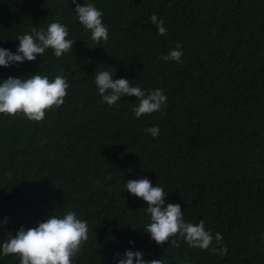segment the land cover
Segmentation results:
<instances>
[{
	"label": "trees",
	"instance_id": "16d2710c",
	"mask_svg": "<svg viewBox=\"0 0 264 264\" xmlns=\"http://www.w3.org/2000/svg\"><path fill=\"white\" fill-rule=\"evenodd\" d=\"M77 3L102 11L106 43L91 41L71 0H0V48L15 53L18 36L53 22L76 41L62 58L48 49L0 67V82L38 73L69 84L64 104L41 122L0 115V244L71 210L88 225L73 264H118L127 250L163 264H264V0ZM178 42L182 62L161 59ZM100 71L146 92L163 89L162 112L136 118L135 97L101 103ZM140 178L163 187L164 206L179 204L186 223L203 219L213 237L221 233L227 255L179 236V246L151 240L147 204L125 188ZM0 264L19 259L0 255Z\"/></svg>",
	"mask_w": 264,
	"mask_h": 264
},
{
	"label": "clouds",
	"instance_id": "9594fccd",
	"mask_svg": "<svg viewBox=\"0 0 264 264\" xmlns=\"http://www.w3.org/2000/svg\"><path fill=\"white\" fill-rule=\"evenodd\" d=\"M76 5L75 13L84 31L90 32V39L96 45L109 39L108 28L103 23V13L91 3L83 6L77 0H71ZM152 24L156 25L158 34L164 35L166 28L164 21L153 14L150 16ZM67 26L59 22L48 25L47 30L33 29L31 34H23L15 40L19 41L16 52L0 48V67H9L25 61H35L37 56H43L48 49H52L56 58H62L72 52L76 41L68 39ZM91 48V47H90ZM182 45L178 42L174 50L163 55L164 61L182 62ZM95 85L101 96V103L112 107L124 96L135 97L138 104L133 105L136 118L146 114L162 112L167 96L163 89L146 92L140 87L131 86L124 78L113 79V73L100 71L95 75ZM69 84L63 75H57L50 80L48 76L34 74L25 78L9 77L0 82V115L22 116L30 122H41L46 112L58 109L64 104L68 95ZM146 132L152 137L159 136L158 127H150ZM128 151V150H127ZM126 190L137 198L146 202V213L150 215V222L144 231L157 245L171 242L179 246L173 237L179 236L189 247L201 250L219 251L226 256L228 248L222 245V234L217 232L215 237L205 229L204 220L199 223H186L179 204H167L165 207L166 191L163 187L152 183L147 178L128 180ZM6 223V221H5ZM213 240L219 249L212 247ZM88 241L87 221L78 218L74 211H67L63 216L52 215L36 227L25 229L20 227L15 236L8 235L0 244V255L15 256L19 264H73L83 245ZM130 243H134L130 241ZM119 257V254H117ZM118 264H163L161 259L146 260L140 251L127 250L123 258H118Z\"/></svg>",
	"mask_w": 264,
	"mask_h": 264
}]
</instances>
